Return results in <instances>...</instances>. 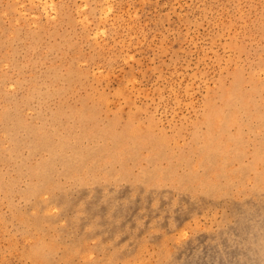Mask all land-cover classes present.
<instances>
[{"label":"rangeland","instance_id":"rangeland-1","mask_svg":"<svg viewBox=\"0 0 264 264\" xmlns=\"http://www.w3.org/2000/svg\"><path fill=\"white\" fill-rule=\"evenodd\" d=\"M0 264H264V0H0Z\"/></svg>","mask_w":264,"mask_h":264},{"label":"bare ground","instance_id":"bare-ground-1","mask_svg":"<svg viewBox=\"0 0 264 264\" xmlns=\"http://www.w3.org/2000/svg\"><path fill=\"white\" fill-rule=\"evenodd\" d=\"M37 136H38V135H37ZM37 139H38V138H37ZM37 141H38V140H37ZM39 141H40V140H39ZM86 210H87V209H86ZM88 212H89V211H88ZM88 212H87V213H88Z\"/></svg>","mask_w":264,"mask_h":264}]
</instances>
